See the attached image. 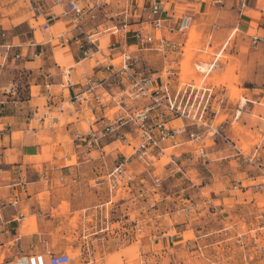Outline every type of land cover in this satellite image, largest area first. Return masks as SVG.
<instances>
[{"label":"rangeland","instance_id":"374dc122","mask_svg":"<svg viewBox=\"0 0 264 264\" xmlns=\"http://www.w3.org/2000/svg\"><path fill=\"white\" fill-rule=\"evenodd\" d=\"M22 5L18 2L3 13L14 15L16 23L20 19L15 13ZM132 7L129 0H111L93 19L83 23L81 30L110 32L108 28L116 25L120 29L123 23L130 30L134 25ZM192 30L197 39L191 43L192 56L185 78L182 71L187 41L183 48L180 87L192 82L199 89L212 87L217 95L212 101L215 112L208 113L197 139L187 142L189 138L181 135L186 142L166 149L148 165L129 157L122 173L116 170L120 160L115 148H122L118 144L106 148L103 160L83 162L72 155L69 160L63 159L56 174L44 176L47 182L28 185L29 192L39 191L35 204H23V216L13 222L15 228L11 230L15 241L11 242V238L0 247V264H26L29 254L44 253L46 257L48 252H66L74 264H264V161L257 147L262 138L247 133L252 140H241L233 149L228 144L232 138L225 131L229 125L237 134L243 131V115L238 111L229 113V108L242 104L247 92L244 87L256 84L252 80L260 77L257 59H251L250 65L243 62L238 54L246 52V48L241 43L236 46L233 32L223 54H219V67L201 74L193 60L197 55V66L203 65L208 71L207 64L218 43L212 48L205 45L200 51L201 36L195 25L187 31L188 39ZM35 34L40 40L50 35L39 31ZM31 35L26 32L27 37ZM149 60L153 72L161 68L159 57L153 55ZM22 65L16 62L1 74L3 83L17 84L18 100L29 97L30 90L33 96L40 93L44 80ZM232 87L241 90L240 98H231ZM250 118L259 120L256 114ZM178 124L179 121L171 126ZM82 127L86 129L84 124ZM13 138H20V133ZM199 146H205L204 158L192 156ZM121 151L128 155L131 149ZM36 168L40 169V165ZM24 173L26 182L40 175L32 167ZM147 238L155 244L147 245L145 241L144 247L149 250L142 252L140 243Z\"/></svg>","mask_w":264,"mask_h":264},{"label":"crops","instance_id":"0c3cea01","mask_svg":"<svg viewBox=\"0 0 264 264\" xmlns=\"http://www.w3.org/2000/svg\"><path fill=\"white\" fill-rule=\"evenodd\" d=\"M111 2V0H109ZM163 3L167 12L165 15L172 14V18L167 21L166 25L172 27L173 30H164L169 32L167 36L176 37L174 33V27L176 20L182 13L191 15L194 19V24L200 34L199 44L201 46L200 51L203 48H212L214 43H218V47L212 54V59L208 62V71L204 72L206 75L219 67V54H223L225 48L220 43L224 38H229L231 33H235L234 41L236 46L241 43L246 48V52L238 54L243 57V62L251 64V59H257V66L260 69V77L255 78L253 83H256L254 87H244L247 92L243 94L244 102L242 104L236 103L235 107L229 108L230 112L238 111L243 115V131L238 134L231 130V126L225 127L226 133L232 138L228 142L229 148L235 149L237 142L252 140L250 135H259L261 141L257 145L261 151V158L264 161V42H259L257 45H251L252 35L264 37V0H246V6L239 8L231 0H159ZM18 1L13 0H0V70L1 74L3 70L8 69L16 62L23 63V67L32 72V75L49 74L48 82L51 84L50 88L53 94L50 101L45 99L43 89L40 93L27 97L24 100L12 101L3 100V96L0 93V101H3V106H0V247L15 241L14 235H12L13 222L20 220L23 216V204H35L34 200L39 191L33 190L29 192L28 185L36 184L46 180L44 176L49 172L51 175L57 173V169H60V163L62 160H69L71 155L76 159H82L83 162H89L91 160H97L100 158L96 151L87 153L84 145L74 140L73 135L75 132H86L90 129L98 128L101 123L95 122V116L85 108L72 107L67 104L66 90L61 88V77L59 74V66L72 67L70 78L73 81L85 74L96 73L100 74L101 71H96L93 67L94 64H90V60H103L109 59L108 56H115L119 52L125 49L133 48L134 38L133 32L137 30V24L131 25V29L127 30L120 28L117 31L100 32L96 37L97 43L100 47V52L95 53L92 57L80 60V55L77 47L70 43L68 45H61L58 35L63 31H67L66 34L76 35L78 32L72 27V24L61 15L58 8L53 7L51 0H46L40 4L39 10L41 14L39 16L34 15L30 10L27 3H23L20 7L21 10L17 11V17L20 19L16 23L13 22L14 15L4 14L3 10L11 8L16 5ZM50 11L58 15L57 19L51 22L50 35L45 40H40L36 37V32L40 31V24L45 22L46 13ZM42 22L38 23V21ZM215 25V29L212 30L211 36L209 32L211 26ZM25 25V26H24ZM134 26V27H133ZM25 29H22V28ZM95 30H89L88 33L95 32ZM26 32L32 34L27 37ZM2 33L5 36H2ZM25 36V38H24ZM35 39L42 45L43 56L38 60L28 59L26 57L23 60L14 61L12 59L13 54L21 49L25 55L27 52H31V49L26 48V43L29 40ZM105 40L102 45L101 41ZM7 45L11 47L7 48ZM61 51L62 53H58ZM106 52L108 54H106ZM202 52H199V55ZM234 53V52H233ZM229 52V54H233ZM235 54V53H234ZM99 55V56H98ZM108 55V56H107ZM56 56H62L61 59H56ZM197 55L193 60V66L197 67L199 64ZM43 58H46L44 61ZM50 59V60H49ZM65 62L62 64L61 62ZM14 67H17L14 66ZM227 69H231L227 68ZM248 69H251L250 67ZM204 74L203 72H199ZM230 80L232 73L229 74ZM3 76L0 78V85H4ZM256 85H260L257 87ZM34 86H40L34 85ZM228 100V99H227ZM5 101V102H4ZM227 109V108H226ZM35 112V116H42L44 119L41 121H34L28 119L31 115V111ZM47 110H50L48 113ZM256 114L259 118L258 121H252L251 115ZM61 119L64 120L63 124L60 123ZM30 120V121H29ZM180 122L181 119H171L168 125H172L174 122ZM82 124L86 125V129H83ZM20 133V138L14 139V134ZM250 133V135H247ZM66 137L65 141H61ZM105 143V142H103ZM167 144H165L166 146ZM168 149V148H167ZM166 150V149H165ZM164 150V151H165ZM95 154V155H94ZM63 155L65 157L63 158ZM57 162V166L52 163ZM40 165V169L36 168ZM27 167L35 168L40 172L39 177L35 181L26 182L24 171ZM24 174V175H23ZM10 198V200H8ZM17 201L15 205H12L10 201ZM55 200L52 198V203ZM58 202V200H57ZM56 202V203H57ZM11 235V236H10ZM155 244L154 240L150 238L143 239L140 245L142 246V252L146 249L144 245ZM136 243L132 242L131 244Z\"/></svg>","mask_w":264,"mask_h":264},{"label":"built area","instance_id":"2783aa9c","mask_svg":"<svg viewBox=\"0 0 264 264\" xmlns=\"http://www.w3.org/2000/svg\"><path fill=\"white\" fill-rule=\"evenodd\" d=\"M27 3L34 15L41 14L40 4L46 0H13ZM134 7L130 16L137 24V30L133 32V48L125 49L109 59L94 60L93 67L96 73L85 74L73 81L70 78V66H59L61 88L66 90L69 96L67 104L72 107L85 108L93 116L97 113L95 122L101 125L96 129L86 132H75L74 140L81 142L87 153L96 151L100 158L107 154L106 148L118 144L123 149L130 148V154L126 155L116 147L119 153V162L116 170L122 173V167L127 164L129 157H134L148 165L152 160L159 158L167 148H176L184 142L197 139V131L206 125L209 112H215L212 101L217 98L212 87L197 88L194 83H183L180 87V60L184 53L183 48L188 39L187 31L193 26L194 19L187 13L177 17L174 33L176 37H169V32H164L172 27L166 25L173 16L165 15L167 12L163 3L159 0H129ZM239 8L246 6V0H231ZM53 7L60 10L61 15L72 24L78 32L76 35H67V31L59 33L61 45L73 43L79 52L80 60L92 57L100 52L99 44L94 36L97 31L90 34L81 30L83 23L93 19L99 10L107 6L109 0H51ZM58 15L52 11L46 13L47 20L40 24V31L48 33L51 22ZM127 23L120 28L126 29ZM117 31L116 25L108 28ZM215 25L211 26L209 37ZM2 36H5L2 33ZM223 44L226 47L228 41ZM264 42V37L252 35L251 45ZM11 45H7V48ZM26 48L31 49L25 55L18 49L12 56L14 61L23 60L24 57L32 60L40 59L44 52L42 45L35 39L26 43ZM159 57L161 68L152 71L150 60L152 56ZM118 59V60H117ZM117 60V61H115ZM177 67H173V66ZM25 69V68H24ZM42 89L45 99L50 101L53 97L49 74H42ZM1 78V70H0ZM1 95L12 101H18V86L15 82L0 85ZM31 96V90L29 91ZM5 99V101H7ZM4 101V102H5ZM0 101V106H3ZM50 110H47L48 113ZM31 111L32 119L36 122L44 119L35 116ZM171 119H185L187 124L178 127L168 125ZM30 121V120H29ZM184 134V135H183ZM189 139L184 141V137ZM105 142V143H103ZM165 144H167L165 146ZM196 156H206L205 146L196 149ZM3 202H0V205ZM15 205L17 201H10ZM264 256V249H263ZM26 264H74L72 257L66 252L32 253L25 257Z\"/></svg>","mask_w":264,"mask_h":264},{"label":"bare ground","instance_id":"6f19581e","mask_svg":"<svg viewBox=\"0 0 264 264\" xmlns=\"http://www.w3.org/2000/svg\"><path fill=\"white\" fill-rule=\"evenodd\" d=\"M189 33V32H188ZM196 34L193 32V30H192V32H191V34H190V38L187 40V45H186V48H185V53H184V55H185V60H184V62H183V71H182V74H183V77L182 78H185L184 77V75L185 74H187L188 73V71H189V69H188V66H189V62H190V60H191V56H192V54H191V49H190V47H192V45H191V43L195 40V38H196ZM197 39V38H196ZM108 56V55H107ZM112 55H110V56H108V57H111ZM197 68L199 69V71L200 72H205L206 71V67H204L203 65H199V66H197ZM206 68V69H205ZM201 80V79H200ZM200 80H198V81H196V83L198 84V85H200V83H201V81ZM221 83H224V81L222 80V82ZM230 94V96H231V98H240L241 97V90L240 89H238V88H236V87H232L231 88V92L229 93ZM243 101L244 100H242V103H243ZM73 255L74 256H76L77 255V251H75L74 253H73Z\"/></svg>","mask_w":264,"mask_h":264}]
</instances>
